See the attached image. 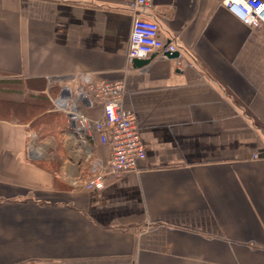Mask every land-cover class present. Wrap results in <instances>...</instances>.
I'll list each match as a JSON object with an SVG mask.
<instances>
[{
  "label": "crops",
  "instance_id": "0c3cea01",
  "mask_svg": "<svg viewBox=\"0 0 264 264\" xmlns=\"http://www.w3.org/2000/svg\"><path fill=\"white\" fill-rule=\"evenodd\" d=\"M130 1L0 0V76L21 84L20 100L0 99V264H264L261 32L222 0H150L180 67L161 53L127 64ZM79 74L124 80L145 150L137 172L106 174L108 145L65 126L29 154L19 103L49 112ZM96 160L105 184L88 191Z\"/></svg>",
  "mask_w": 264,
  "mask_h": 264
},
{
  "label": "built area",
  "instance_id": "2783aa9c",
  "mask_svg": "<svg viewBox=\"0 0 264 264\" xmlns=\"http://www.w3.org/2000/svg\"><path fill=\"white\" fill-rule=\"evenodd\" d=\"M227 11L253 30L260 31L264 40V0H222ZM132 13L131 29L128 37L126 62L147 58L154 53L178 52L174 57L180 67V54L183 47L175 39L164 41L159 38V23L151 12L150 0H132L128 5ZM184 51V50H183ZM123 79L93 81L87 74H79L70 81L61 83L54 95L48 96L49 110L60 113L66 121L69 134L80 142L98 139L107 144L110 157L106 174L119 178L124 173L137 172L139 162L145 157L135 112L125 108ZM100 105L102 113L97 118L89 117L82 107ZM35 134L29 132L28 151L39 157L33 148ZM257 157V154H254ZM90 175L83 182L88 191H98L104 187L105 173L99 161L90 164Z\"/></svg>",
  "mask_w": 264,
  "mask_h": 264
},
{
  "label": "rangeland",
  "instance_id": "374dc122",
  "mask_svg": "<svg viewBox=\"0 0 264 264\" xmlns=\"http://www.w3.org/2000/svg\"><path fill=\"white\" fill-rule=\"evenodd\" d=\"M20 91H21V84L19 83L17 78H11V77L1 78L0 76V99L1 100H4L2 98H8V97H11L12 99L20 100L21 99V96L19 94ZM24 99H27V96H25ZM27 100H30V99H27ZM19 106L20 105H18L16 110L21 109L19 111H21V113L23 112L26 118L29 117L28 115H31L32 110L27 111L25 110L26 108L24 109V107H19ZM55 117H56V120L55 118H53L52 115L45 114L44 118L46 119V121H51V119L53 118L52 123L53 122L54 123L52 125H49L50 126L49 129H46V125L43 122L40 125H38L39 121L37 122L35 120L33 121L31 120L30 131L35 134V137L32 141V145L34 149L35 148L37 149L38 147L41 148L43 147V145L46 146V143L48 142L49 139H51L52 136H55V137L58 136L59 128L66 126V121H65L64 116L58 114ZM47 144L48 146H50L49 143ZM43 160H46V159H43Z\"/></svg>",
  "mask_w": 264,
  "mask_h": 264
},
{
  "label": "trees",
  "instance_id": "16d2710c",
  "mask_svg": "<svg viewBox=\"0 0 264 264\" xmlns=\"http://www.w3.org/2000/svg\"><path fill=\"white\" fill-rule=\"evenodd\" d=\"M55 93H53L54 95ZM22 107H26L28 109H26L27 111H30L32 110V113L31 115H28L29 118H31L30 120H35V121H39V124L40 125L42 122L45 124H47L46 122V119L44 118L45 114L47 115H52L53 118H55L56 120V115L60 114V113H57V112H53V111H49L47 112V109H48V105L47 104H43V103H29L28 101H22L19 103ZM45 112V113H44ZM41 114V115H40ZM62 115V114H60ZM63 116V115H62ZM43 117V118H42ZM53 118L51 119V121L49 122V125H52V121H53ZM45 124V125H46ZM49 125H46V129H49ZM53 138H55V136H52ZM41 161V160H40Z\"/></svg>",
  "mask_w": 264,
  "mask_h": 264
},
{
  "label": "water",
  "instance_id": "95a60500",
  "mask_svg": "<svg viewBox=\"0 0 264 264\" xmlns=\"http://www.w3.org/2000/svg\"><path fill=\"white\" fill-rule=\"evenodd\" d=\"M166 55L168 57H176L178 55V52H172V53H166ZM152 55H150L149 57L147 58H141V59H134L133 60V64H136L138 66H142V65H145L151 58Z\"/></svg>",
  "mask_w": 264,
  "mask_h": 264
}]
</instances>
